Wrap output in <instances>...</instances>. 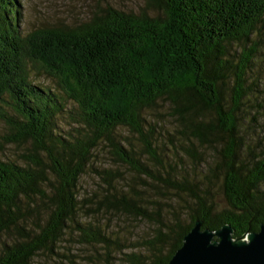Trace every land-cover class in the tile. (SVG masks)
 Segmentation results:
<instances>
[{
    "label": "trees",
    "instance_id": "1",
    "mask_svg": "<svg viewBox=\"0 0 264 264\" xmlns=\"http://www.w3.org/2000/svg\"><path fill=\"white\" fill-rule=\"evenodd\" d=\"M146 6L157 12L106 7L73 26L20 35L18 0H0V150L13 145L19 152V160H0V236L6 237L0 264H30L40 252L53 253L65 227L79 243L100 244L109 254L117 239L98 223L81 222L82 209L151 222L152 234L136 243L144 254H122L126 264H165L198 219L209 230L230 225L233 238L264 222V152L246 163L239 157L237 118L245 99L261 93L245 90V74L252 36L264 26V0H146ZM232 43L240 45L234 62ZM26 61L52 76L59 91L32 83ZM162 99L188 135L182 150L192 162L206 163L195 147L219 155L191 181L181 165L162 168L150 129L142 130L143 109ZM58 117L72 126L62 131ZM118 127L138 136L143 154L157 164L154 173L116 140ZM100 143L139 186L117 189L109 169H94L105 192L79 199L78 179ZM217 176L224 208L207 200V183ZM169 191L184 202L180 210L162 206Z\"/></svg>",
    "mask_w": 264,
    "mask_h": 264
},
{
    "label": "rangeland",
    "instance_id": "2",
    "mask_svg": "<svg viewBox=\"0 0 264 264\" xmlns=\"http://www.w3.org/2000/svg\"><path fill=\"white\" fill-rule=\"evenodd\" d=\"M18 3L17 31L20 35L36 28L73 26L86 21L92 14L100 13L106 7L133 13L143 10L149 13L157 12L155 8L146 6V0H18ZM252 41H255V51L252 54L249 70L245 74L247 84L245 90L261 91V93L252 92L251 96L245 99L249 102H244L242 112L237 114L239 133L244 140V145H240L238 155L245 163L264 152V26L252 36ZM228 51L231 53L234 62L239 55L240 45L232 43L228 46ZM25 64L28 78L32 83L43 85L52 91H59L56 80L52 76L37 68L30 61H26ZM230 85V78L220 85V91L225 92L223 96L229 91ZM205 115L211 114L205 113ZM142 116L144 120L142 130L150 129L151 146L156 152L157 162H161L164 170L168 169L167 164L174 167L181 165L184 167L187 179L191 181L196 176L202 175L201 172L204 171V168L213 165L219 158L216 150L214 151L209 147H195L199 150V158L205 159L206 163L200 162L198 165L199 160L191 161V158L182 150V147H185L184 143L188 142L186 141L188 135L181 134L177 117L166 99L157 100L152 107L143 109ZM57 124L62 131H66L69 126H72L69 120L59 117ZM1 131L2 124L0 123ZM115 132V138L120 145L127 149L131 148L133 156L154 173L153 167H156L157 164L155 165L143 154L142 144L138 136L127 127H118ZM107 148V145L100 143L92 152L88 167L80 175L77 182L79 199L90 198L91 195L100 197L104 194L105 183L94 169L98 171L109 169L114 175L115 181L113 183L117 189H127V186L131 184L139 186V182L135 180L134 172L126 165L116 162ZM18 153L17 147L13 145L4 146L0 150V160H19ZM207 188L209 191L207 200L213 201L218 208H224L225 202L219 187L218 176L207 183ZM260 188H264V183L260 185ZM152 191L150 188L147 190L150 193H153ZM172 193L169 191L167 197H171V200L162 206H165L166 209L172 206L175 210H180L184 202L172 196ZM156 196L160 197L161 195L157 194ZM182 198L184 199V197ZM78 219L81 222L98 223L105 233L110 232L111 238L117 239V245L109 250V254L105 255L100 244L79 243L76 240V232L71 227H65L59 235L54 252L49 254L40 252L32 257L30 264H126L122 254L129 252L144 254L143 248L136 246V243L149 237L153 232L151 222L123 214L102 211L99 214L89 215L82 209ZM5 241L6 237L1 235L0 245Z\"/></svg>",
    "mask_w": 264,
    "mask_h": 264
},
{
    "label": "water",
    "instance_id": "3",
    "mask_svg": "<svg viewBox=\"0 0 264 264\" xmlns=\"http://www.w3.org/2000/svg\"><path fill=\"white\" fill-rule=\"evenodd\" d=\"M195 220L165 264H264V222L257 231L232 237V227L201 228Z\"/></svg>",
    "mask_w": 264,
    "mask_h": 264
}]
</instances>
